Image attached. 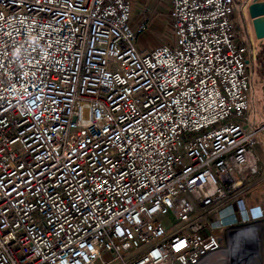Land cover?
I'll list each match as a JSON object with an SVG mask.
<instances>
[{
  "label": "built area",
  "instance_id": "obj_1",
  "mask_svg": "<svg viewBox=\"0 0 264 264\" xmlns=\"http://www.w3.org/2000/svg\"><path fill=\"white\" fill-rule=\"evenodd\" d=\"M239 1L169 0L174 45L140 52L132 0H0V264H261Z\"/></svg>",
  "mask_w": 264,
  "mask_h": 264
},
{
  "label": "rangeland",
  "instance_id": "obj_2",
  "mask_svg": "<svg viewBox=\"0 0 264 264\" xmlns=\"http://www.w3.org/2000/svg\"><path fill=\"white\" fill-rule=\"evenodd\" d=\"M133 2V20L131 27L138 31L137 48L140 52L153 50L162 45H174L175 31L171 16V7L169 0H132ZM243 0L239 1L241 6ZM240 14L235 15L237 22V32L240 38L244 37ZM242 18V17H241ZM142 26H146L145 32H139ZM244 42V41H243ZM253 65L249 69L251 76V118L264 120V42L258 44L256 56L252 58ZM260 150V147H257ZM262 253H264V241L261 244ZM264 264V260H261Z\"/></svg>",
  "mask_w": 264,
  "mask_h": 264
},
{
  "label": "water",
  "instance_id": "obj_3",
  "mask_svg": "<svg viewBox=\"0 0 264 264\" xmlns=\"http://www.w3.org/2000/svg\"><path fill=\"white\" fill-rule=\"evenodd\" d=\"M250 16L253 19V27L258 40H264V4L255 2L249 8Z\"/></svg>",
  "mask_w": 264,
  "mask_h": 264
},
{
  "label": "crops",
  "instance_id": "obj_4",
  "mask_svg": "<svg viewBox=\"0 0 264 264\" xmlns=\"http://www.w3.org/2000/svg\"><path fill=\"white\" fill-rule=\"evenodd\" d=\"M236 31H237V27H236ZM237 33H238V32H237ZM236 42H237L239 45H243V44H244V42L242 41V38H240L238 35H237V37H236ZM145 51H148V49L145 50ZM263 260H264V253H263Z\"/></svg>",
  "mask_w": 264,
  "mask_h": 264
},
{
  "label": "bare ground",
  "instance_id": "obj_5",
  "mask_svg": "<svg viewBox=\"0 0 264 264\" xmlns=\"http://www.w3.org/2000/svg\"><path fill=\"white\" fill-rule=\"evenodd\" d=\"M255 121H256V120H255V118L253 117V118H252V122H255Z\"/></svg>",
  "mask_w": 264,
  "mask_h": 264
}]
</instances>
